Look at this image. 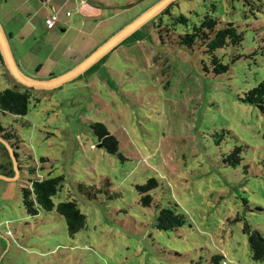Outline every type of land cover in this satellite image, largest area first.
<instances>
[{"label":"rangeland","instance_id":"1","mask_svg":"<svg viewBox=\"0 0 264 264\" xmlns=\"http://www.w3.org/2000/svg\"><path fill=\"white\" fill-rule=\"evenodd\" d=\"M159 1L105 0L127 9L114 20L96 11L97 22L106 19L101 45L113 25L125 27ZM21 3L0 0L7 34L26 26ZM163 12L152 41L140 35L84 77L33 92L26 116L0 113L22 169L14 180L0 178V264H213L215 256L219 264H264L252 259L243 230L264 237V112L243 102L264 82V0H174ZM207 15L243 33L240 47L219 51L230 65L220 76L205 71L210 61L200 48L179 45L187 27L161 32L164 43L158 35L161 23L184 16L192 27ZM28 39L11 42L16 58L26 59L23 72L47 80L69 66L48 61L46 43L31 47ZM10 76L0 64V92L15 86ZM93 123L117 138L116 154L99 147ZM8 147L0 159L13 162ZM233 151L242 159L236 166L228 162ZM50 173L65 180L54 203L75 199L87 217L75 236L55 211L31 217L23 207L22 187ZM151 180L153 201L144 206L141 188ZM176 205L184 226L157 230L160 211Z\"/></svg>","mask_w":264,"mask_h":264},{"label":"trees","instance_id":"2","mask_svg":"<svg viewBox=\"0 0 264 264\" xmlns=\"http://www.w3.org/2000/svg\"><path fill=\"white\" fill-rule=\"evenodd\" d=\"M167 13H170L169 10L164 11L160 15L163 17L164 15H167ZM158 16L159 15L151 20L141 30L137 31L130 39L128 38L123 45H126L134 39L139 41L140 39L138 36L140 35H143L148 40L152 41V35L156 36V34H154L156 31L154 22L157 20ZM162 17L159 18V21H163ZM175 25H183L188 29L187 32H184L183 34H177L180 46L200 48L202 53L208 57L210 65L206 64V62H204L203 65L206 72L212 73L215 76H220L228 72L230 65H227L224 62V58L220 56L219 51L224 49L229 50L231 48L241 46L243 33H241L237 27L234 26V24H226L225 27H220V22L217 19L211 17V15H207L199 25L189 27L188 19L186 17H177L173 19L170 25L164 26V24L161 23L159 26L160 30L158 31V35L160 36L161 43H164L161 32L169 35L172 31H175V29H170V26ZM152 26L153 29H155L153 32H151ZM142 41H145V39H142ZM107 58H105L101 63H104ZM239 58L241 57H235L233 62L239 60ZM2 59L3 58L0 54V64L5 68ZM6 72L9 74L7 69ZM13 82L15 85L14 87L7 88L6 90L0 92V113L3 115L10 114L14 117L26 116L30 107L32 93L35 92V90L18 84L14 81V79ZM245 96L246 97L243 99V102L257 106V108L264 112V82L248 91ZM105 127L106 126L101 123H93L90 128L100 140L99 147L104 148L109 152V154L114 155L117 153L119 142L117 138L112 136ZM11 137L12 135H9L6 132V129L0 125V138L7 142L14 150L15 158L18 163V169L21 172L22 169L18 161L19 154L9 142ZM0 150H6V146L2 142H0ZM230 155L231 156L228 162L231 161L233 166L241 164L242 159L239 157L238 153L233 151ZM40 161L44 164L48 162V160L44 159V157L41 158ZM41 169L44 171V166H42ZM34 172L36 173L37 171ZM15 173L14 164L11 160L6 162L0 159V175L11 177L12 179L15 177ZM64 183V177H51V173L46 178L36 177L35 179H31L29 184H26V186L22 187L21 190L22 202L24 205L23 207L25 208L27 215L31 217L38 216L40 211H55L66 221L68 233L71 236H75L85 228L87 224V217L80 211V207L75 199H69L68 201L60 204L54 203L53 199L64 190ZM153 183L154 186H152ZM155 183L156 182L154 180H151L144 188H141L143 191L147 192L142 198L144 206H150L153 201V196L149 193V191L155 187ZM81 187L82 190L86 189L84 186ZM86 194L87 196L90 195V193ZM177 211V205L175 207H167L161 210L157 220L156 229L159 231H169L171 229L174 230L184 226L186 222L185 217ZM243 230L248 236L249 250L252 259L256 262H263L264 237L257 232H253L250 227H246ZM222 259L223 257L215 256L213 257L212 263L219 264V261Z\"/></svg>","mask_w":264,"mask_h":264},{"label":"crops","instance_id":"3","mask_svg":"<svg viewBox=\"0 0 264 264\" xmlns=\"http://www.w3.org/2000/svg\"><path fill=\"white\" fill-rule=\"evenodd\" d=\"M68 5H71V7L74 8V10L76 11L70 13L69 10H67ZM124 5V3L115 5L113 4L109 7L107 4H105V0H22L21 10L25 9V14L28 15V21L26 22V26L20 29L15 35L11 32L7 34V32L5 30L4 31L8 36H10V46L12 40L15 37H19V39L22 40V43L31 41L28 38H33V42L29 44L31 45V47L42 42L46 43L49 55L48 61L51 62L53 61V59H58L56 63L59 64L63 61L62 59H68V61L70 62L69 66L65 69V71L61 72V74L59 75L64 76L69 71L74 69L78 64L85 61L95 50L100 47L102 41V39H100V36H103L104 34V28H102V26L105 23L106 19H102L100 22H97L99 18L103 17L98 16L96 13L103 12V15H105V13L109 11L111 14H113V17H111L110 19L114 20L116 19V15L120 11L122 12L127 9ZM67 13H70L71 15L67 17ZM52 15H55L58 21L54 28L48 29L45 20L47 17ZM134 20L135 19H133L131 22H133ZM113 27L114 25L112 26L114 34H112L109 38L104 37V43L102 42V45H104L112 36H114L116 33H118L124 28L122 26H120V28ZM29 29L32 33L30 32L26 34V31ZM117 30L118 32H116ZM121 46H124L123 43ZM121 46H118L115 50L111 51L105 58L109 57L111 53H114ZM25 53L31 52L26 51ZM105 58H103L96 65H93V67H91L88 71L92 70L93 68H97L101 64V62L104 61ZM15 59L17 65L21 69V64H25L24 61L26 59L20 57L18 60L16 56ZM72 64L75 65L72 69H70ZM42 68L43 64L40 65L38 71L40 72ZM25 74L28 75L31 79L37 81H49L54 77H59L55 76L53 72L51 73L52 77L47 80L45 77V79H38L36 77H32V75L28 73ZM85 74L81 77L74 79L73 81L84 77Z\"/></svg>","mask_w":264,"mask_h":264},{"label":"water","instance_id":"4","mask_svg":"<svg viewBox=\"0 0 264 264\" xmlns=\"http://www.w3.org/2000/svg\"><path fill=\"white\" fill-rule=\"evenodd\" d=\"M174 0H160L157 4H155L149 11L144 12L139 17H137L133 22L126 25L122 30L112 36L104 45L100 46L97 50H95L85 61L78 64L74 69L69 71L64 76L54 77L49 81H37L31 79L28 75H26L17 65L14 53L10 46V36H8L4 29L3 25L0 22V54L2 56V61L5 68L8 70L11 77L20 85L28 87L33 90H46L52 91L61 86H64L67 83H70L74 79L81 77L84 75L93 65H96L103 58H105L111 51L115 50L118 46H121L124 41L133 36L137 31L141 30L144 26H146L151 20H153L157 15H159L169 3ZM0 142H2L6 147L8 144L0 138ZM9 148V147H8ZM16 160L13 158V163L16 165ZM16 169V174H19V169ZM17 176L14 177L16 179ZM2 179H11V177H6L0 175ZM11 179V180H14Z\"/></svg>","mask_w":264,"mask_h":264},{"label":"built area","instance_id":"5","mask_svg":"<svg viewBox=\"0 0 264 264\" xmlns=\"http://www.w3.org/2000/svg\"><path fill=\"white\" fill-rule=\"evenodd\" d=\"M71 14L70 13H67L66 16L69 17ZM58 19L57 17L54 15L52 16H49L46 18L45 22L48 26V29H52L55 27L56 23H57Z\"/></svg>","mask_w":264,"mask_h":264}]
</instances>
